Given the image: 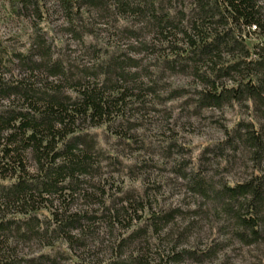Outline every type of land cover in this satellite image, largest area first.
Returning a JSON list of instances; mask_svg holds the SVG:
<instances>
[{
  "label": "trees",
  "instance_id": "1",
  "mask_svg": "<svg viewBox=\"0 0 264 264\" xmlns=\"http://www.w3.org/2000/svg\"><path fill=\"white\" fill-rule=\"evenodd\" d=\"M9 1L15 12L16 8H25L38 14L42 9L41 0ZM55 1L69 25L85 7L144 20L156 39L163 41L162 63L171 70H190L196 83V108L247 105L248 120L239 119L228 128L217 149L221 153L226 146L233 151L246 150L254 163L251 176L226 182L221 190L211 192L219 193L216 199L222 202L223 211L241 229L236 237L246 244L264 240V124L256 117L264 119L263 5L258 0H110L109 6L105 5L109 0ZM245 33H257L258 41L248 40ZM41 45L36 40L27 54L16 53L17 62L26 65L23 69L27 76L13 81L0 76V264H30L31 259L15 254V248L23 242L34 241L44 247L61 238L71 247L77 244L69 232L72 228L83 232L86 211L68 213L66 206L78 198H96L93 192L104 195L103 187L95 182L96 178L100 181V154L94 148L96 140L86 135L87 127L102 125L117 138L132 140L131 111L143 105L147 92L156 93L154 87L138 79L137 73L129 72L128 68L136 65L129 56L98 58L87 69L90 72L81 69L80 77L72 79L63 69H52L58 62L51 68L43 64L50 57L40 51ZM49 77L60 79L52 83ZM63 86L70 90L64 92ZM29 158L34 163L32 169L27 165ZM191 183L196 189L202 187L197 177ZM201 191L205 196L206 190ZM54 200L58 204L52 208ZM100 201L108 207L106 200ZM134 207L143 205L136 202ZM106 211L103 219L120 223L128 220L126 226L133 217L138 218L135 209L126 206H109ZM145 215L144 220L155 232L172 220L169 212ZM144 231L139 227L130 236ZM11 236L15 247L4 252ZM212 252L213 247L208 248L205 255ZM170 260L177 262L179 256L171 254L155 264ZM102 264L151 263L137 254L128 260Z\"/></svg>",
  "mask_w": 264,
  "mask_h": 264
},
{
  "label": "rangeland",
  "instance_id": "2",
  "mask_svg": "<svg viewBox=\"0 0 264 264\" xmlns=\"http://www.w3.org/2000/svg\"><path fill=\"white\" fill-rule=\"evenodd\" d=\"M41 1L42 9L37 14L25 8H16L15 12L9 0H0V76L10 81L27 76L23 69L26 65L17 62L16 53L27 54L37 40L42 44L40 51L50 57L43 64L51 68L58 62L52 69H63L72 79L80 77L81 69H91L98 58L129 56L136 64L128 68L129 72L137 73L138 79L154 87L156 93L147 92L143 105L131 111L132 140H121L102 125L87 127L86 135L96 140L94 148L100 154V181L96 178L95 182L103 187L104 195L93 192L97 199L78 198L66 206L68 213L86 211L83 232L76 228L69 232L77 244L71 247L61 238L44 247L34 241L23 242L15 248L16 256L31 259L30 264H102L128 260L137 254L151 264L160 258L166 261L171 254H177L179 260L167 264H264V240L246 244L236 237L241 229L223 211L222 202L216 199L219 193L211 192L221 190L226 182L251 176L254 163L246 150L233 151L226 146L221 153L217 149L228 128L239 119L248 120L247 105L196 108V83L190 70H171L162 63L163 41L156 39L141 18L134 20L85 7L69 25L55 0ZM258 1L264 8V0ZM105 2L110 5V0ZM246 37L253 43L259 39L257 33H247ZM59 79L48 78L52 83ZM62 89L70 90L67 86ZM256 117L264 124L263 118ZM111 155L115 157L109 158ZM27 165L34 168L31 158ZM195 177L202 184L200 189L191 183ZM201 190L207 191L205 196ZM100 198L111 209H135L138 218L133 217L129 226L125 225L128 220L120 223L103 219L108 207H103ZM136 202L143 207L135 208ZM53 203L52 208L58 204L57 200ZM148 212H169L172 220L155 232L144 220ZM139 227L146 231L130 236ZM7 240L4 252L15 247L12 236ZM212 247L213 252L205 255Z\"/></svg>",
  "mask_w": 264,
  "mask_h": 264
}]
</instances>
